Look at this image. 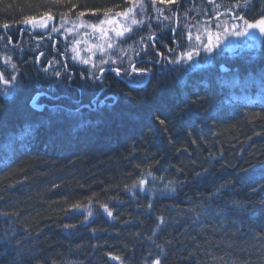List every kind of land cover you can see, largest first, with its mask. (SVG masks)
Instances as JSON below:
<instances>
[{
  "label": "trees",
  "instance_id": "obj_1",
  "mask_svg": "<svg viewBox=\"0 0 264 264\" xmlns=\"http://www.w3.org/2000/svg\"><path fill=\"white\" fill-rule=\"evenodd\" d=\"M182 1L0 0V65L15 66L16 76L7 97L0 81V264H264V75L244 82L248 69L264 73V57H215L212 69L229 65L227 85L203 65L162 67L156 55L168 62L184 46L181 34L202 26L214 34L213 4ZM232 4L242 19L259 8L258 0L220 1ZM84 12L138 22L131 36L146 37L138 72L147 69V80H113L115 68L130 70L118 54L130 37L107 48L118 60L105 66L103 93L94 75L65 68L57 84L41 72L59 58L52 40L61 37L24 21ZM162 16L165 26L154 20ZM198 41L201 51L209 45L207 35ZM39 92L42 110L30 103ZM145 174L160 195L135 191Z\"/></svg>",
  "mask_w": 264,
  "mask_h": 264
},
{
  "label": "rangeland",
  "instance_id": "obj_2",
  "mask_svg": "<svg viewBox=\"0 0 264 264\" xmlns=\"http://www.w3.org/2000/svg\"><path fill=\"white\" fill-rule=\"evenodd\" d=\"M208 1L210 4H213L212 7H208L212 16L214 15V12H216L213 17L215 26H213L214 28L212 30L210 29V32L214 34L211 35L209 32H202L201 30L203 29V26L200 28L195 27L196 30L185 32L183 35L181 34V36H179V41L180 43L182 42L184 46H181L180 44L178 45L176 51L172 50L170 53L175 55L170 57L168 62L166 57L161 56L160 54L156 55L161 56L158 61L163 62L164 66L162 67H165L166 64L170 62L178 66H183V69H187L189 71L190 69L196 68L198 66L209 65L213 63V59L215 57L221 58L223 61L226 60L225 62H227L228 59L234 58L235 53L239 54L241 52L245 53V51L253 50V53L255 54L256 51H259L261 47L260 43L262 39H264V32H261L259 29L255 28H246L245 22L247 21L250 24L260 20L261 18H264L263 0H258L259 8H256L257 12L254 13V15H251L249 19L240 18L242 11L241 9L243 7L235 8L233 4L223 6L220 5L221 0ZM153 7L159 11L158 5H153ZM196 12H198V10H196L195 13ZM174 15L173 18H175V21L178 20V16H180L179 11L176 10ZM49 16L50 15L43 16L35 23H27V25L34 33L42 31H47L48 33L50 26L52 27V30L59 32L58 34L61 37L60 41L52 40L50 35L49 38H46L47 40H52L55 44L61 46V50H55V53L58 54L59 58L51 57L50 61L47 62L45 66V70L41 71L44 74L48 73V75H50L54 81L57 82V84H59L58 82L60 77L64 78L65 68L66 70H71V73L72 70H75L81 75H94V78L96 76L97 79H106V77L103 76V72L107 71V68L105 67L106 64H110L118 60H115L112 57V52L110 56L111 49L108 50L107 48L108 46L112 47L111 43H119L126 37H130L129 40L132 42L129 44L130 50L127 52L123 49L120 50L118 54H124L123 57L126 60L123 61V63L128 64L130 70L115 68L117 72H115V70L112 71L114 75L113 80L116 82L123 80L127 83H131L132 85H138L147 80L148 76H146V71L138 72V67L141 64V60L147 58V56L144 57L146 48L144 40L146 37H143L142 41L139 40L137 42L136 37L131 36L135 32V25L138 24V22L133 23L134 19H132L128 13H119L111 16L105 14V12H84L74 19L73 17H63L62 20H57L56 18L53 19L52 16H50L51 19H49ZM86 16L89 20L86 19ZM162 17L155 18L154 20L156 23L163 24L165 26L167 22H170V18ZM185 28L190 30L193 28V25L187 23ZM202 35H207L208 43L211 42L210 51L208 50L209 45L206 49L201 51L200 48H203L205 45L201 47L198 39ZM0 39H2L1 35ZM38 43L46 45L45 39L40 40ZM188 52L193 53L191 59H188L186 56V53ZM42 54H45V52H42ZM97 67H99V69L96 72L95 69H97ZM3 68H5V70L8 72H5ZM38 69H40L39 65ZM142 69L146 70L144 67ZM14 71L15 67L11 66V64H6L4 67L0 65V73L3 74L5 79L13 76L16 79V76L12 75ZM57 73H59V75H57ZM14 81L15 80H11L7 85L1 82L4 87L2 94L5 95V97L9 96L8 93L13 89L15 84ZM110 84L111 83L109 80L105 86H100L97 88V90L99 92H104V90L111 87ZM42 93L43 92L33 94L30 99V103L34 104V99L36 103V97L39 96L40 98ZM149 175L150 174H145V177L147 178L143 177L140 180V182L143 181V183L139 184V191H135H137L138 194L140 192L145 193L150 197L160 195V189L157 187L159 181H155L152 176L148 177ZM162 191L164 193H168L170 191V187L166 186L162 189ZM73 209L77 213H82L89 212L90 207H77ZM90 213L89 216L91 215ZM66 257L68 258V256ZM110 259L112 260V257H110Z\"/></svg>",
  "mask_w": 264,
  "mask_h": 264
},
{
  "label": "bare ground",
  "instance_id": "obj_3",
  "mask_svg": "<svg viewBox=\"0 0 264 264\" xmlns=\"http://www.w3.org/2000/svg\"><path fill=\"white\" fill-rule=\"evenodd\" d=\"M252 11H251V15H252ZM260 49H259V51H256L255 52V54L253 53V50H248V51H245V52H248V53H251V55H254V57H252V59L253 60H255L256 58H258L259 56H262V57H264V39H262V41H261V43H260ZM241 53H244V52H241ZM238 53H235L234 55L236 56V57H238L239 55H237ZM234 56V57H235ZM229 63V62H228ZM249 65V64H248ZM202 67V66H201ZM203 67H206L208 70H209V73H213L214 75H216L217 77H219V78H221V80L227 85V84H229L230 82H231V80H232V77H230V76H224L223 77V75H221L222 73H221V71H223L222 70V68L220 67V68H213L212 69V66H209V65H203ZM224 69L227 71V70H229V65L227 66V64L225 65V67H224ZM145 71H147V69L146 70H142V72H145ZM252 70L251 69H248L247 71H245L247 74L245 75V77H244V82L246 83V82H249V83H260V81H261V79H262V75H264V73L262 72L261 73V75H256V74H254V73H252L251 72ZM264 71V70H263ZM244 72V73H245ZM243 73V74H244ZM99 82H101V83H99V84H101V86H105L106 84H107V80L106 79H104V80H99ZM260 94H262V91H261V88L259 89V91H258ZM77 101L78 100H75V102H72V103H76L77 104ZM261 100H258V101H256L257 103H259ZM83 103H81V105H82ZM94 104V103H93ZM70 106V105H69ZM70 110H72V109H70ZM74 110H76V111H81V110H79V108L78 109H74ZM112 261H113V258H112Z\"/></svg>",
  "mask_w": 264,
  "mask_h": 264
},
{
  "label": "snow or ice",
  "instance_id": "obj_4",
  "mask_svg": "<svg viewBox=\"0 0 264 264\" xmlns=\"http://www.w3.org/2000/svg\"><path fill=\"white\" fill-rule=\"evenodd\" d=\"M45 15H47V13ZM48 18L51 19L50 16ZM24 22L25 23H34L35 21L33 19H28V20H25ZM136 22L137 21H135V20L133 21V23H136ZM245 26H246V28H255V29H259L261 32H264V18H261L260 20L254 22V23H250V24L246 21L245 22ZM236 34H242V33H236ZM208 50L209 51L211 50V42H209ZM192 55H193V53H191V52L186 53V56H187L188 59H191ZM13 67H15V66H13ZM134 71H135V69H134ZM57 75H59V73H57ZM11 80H15V77L13 76V77H10L8 79H5L3 74L0 73V81H2L5 85H7ZM34 103H35V99H34ZM159 122L162 125L165 123V121H163V120H160ZM25 132H27V130H25ZM140 183H143V181H141ZM76 207H78V206H76ZM103 207H104V210L107 212V214L109 216H111L112 213H111V211L108 210L107 206L104 205ZM114 259H116V258L114 257ZM152 264H160V260L159 259H155L152 262Z\"/></svg>",
  "mask_w": 264,
  "mask_h": 264
},
{
  "label": "flooded vegetation",
  "instance_id": "obj_5",
  "mask_svg": "<svg viewBox=\"0 0 264 264\" xmlns=\"http://www.w3.org/2000/svg\"><path fill=\"white\" fill-rule=\"evenodd\" d=\"M10 44H11V42H10ZM39 99V98H38ZM38 99H37V102H38ZM96 99V101L97 100H99V98H95ZM39 103V102H38ZM38 103L36 104V109H39L38 107L40 106V103H39V105H38ZM41 105H44V107H43V109L45 108V107H47V104H41ZM39 110H42V109H39Z\"/></svg>",
  "mask_w": 264,
  "mask_h": 264
},
{
  "label": "water",
  "instance_id": "obj_6",
  "mask_svg": "<svg viewBox=\"0 0 264 264\" xmlns=\"http://www.w3.org/2000/svg\"><path fill=\"white\" fill-rule=\"evenodd\" d=\"M1 28H4V27H1Z\"/></svg>",
  "mask_w": 264,
  "mask_h": 264
}]
</instances>
